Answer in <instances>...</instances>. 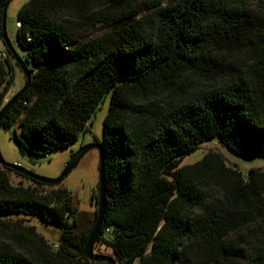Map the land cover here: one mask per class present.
Listing matches in <instances>:
<instances>
[{"label": "trees", "instance_id": "16d2710c", "mask_svg": "<svg viewBox=\"0 0 264 264\" xmlns=\"http://www.w3.org/2000/svg\"><path fill=\"white\" fill-rule=\"evenodd\" d=\"M87 15L107 31L86 40ZM16 23L31 80L0 126L17 125L22 149L67 148L109 96L96 143L111 239L96 242L117 264H264V170L244 177L213 151L180 164L213 139L264 157V0H29ZM9 172L22 176L0 166V264H102L85 256L96 213L78 234L65 188L13 185ZM15 216L57 228V249Z\"/></svg>", "mask_w": 264, "mask_h": 264}, {"label": "rangeland", "instance_id": "374dc122", "mask_svg": "<svg viewBox=\"0 0 264 264\" xmlns=\"http://www.w3.org/2000/svg\"><path fill=\"white\" fill-rule=\"evenodd\" d=\"M29 0H11L5 12V35L17 56L24 59L23 50L16 43V21L17 14L21 6ZM94 17L87 15L82 20L85 26L83 32L86 40L104 34L107 30L103 27L101 21H93ZM3 39H0V50H6ZM13 66L14 82L13 86L4 98L1 108L25 85V78L13 59H10ZM109 106V96L98 107L93 115L87 132L82 134L77 141L64 149H57L44 156L31 154L22 149L16 139L21 140L20 130L17 125L4 128L0 126V155L2 159L12 165H18L21 168L45 178H57L64 170L70 157L79 147L87 144L96 143L102 137V122ZM218 152L223 155L225 162L230 167L237 168L244 177H247L251 169L264 170V157H243L236 155L226 149L217 140H208L201 143L200 147L181 158V165H189L199 161L207 152ZM9 178L13 185L21 184L24 187L33 186V182L23 178L13 172H9ZM97 185H98V152L96 149L89 151L78 163V165L63 179L59 184L65 188L72 197V207L75 210L77 218L76 231L78 234H87L91 227L93 214L97 212ZM50 190V188H47ZM13 222L18 221L22 226H33L37 233L45 238L52 247L59 236V230L49 223L42 221L37 217H19L15 216ZM111 239L110 235L106 236ZM55 249L54 247H52ZM93 252L99 255L112 257L115 256L106 246L98 241L94 244Z\"/></svg>", "mask_w": 264, "mask_h": 264}, {"label": "water", "instance_id": "95a60500", "mask_svg": "<svg viewBox=\"0 0 264 264\" xmlns=\"http://www.w3.org/2000/svg\"><path fill=\"white\" fill-rule=\"evenodd\" d=\"M8 4L5 5L3 10V24L5 20V12ZM6 36L4 35L2 37L3 40H5ZM6 48L9 50V53L14 60L17 67L20 69L22 75L25 78V85L24 87L18 91L10 100H8L5 105L0 109V122L1 120L10 112L11 108L14 106V104L17 102L19 97L22 95V93L25 91V89L28 87L30 80H31V74L29 72L28 66L25 64V62L17 56L15 51L12 49L9 41H4ZM96 149L98 152V185H97V212H96V220L95 224L93 226V229L90 232V235L87 239V243L85 246V256L88 260L96 262V263H102V264H117L116 261L109 256L105 255H99L95 254L93 252V247L95 242L99 239L101 228H102V222L105 212V206H106V198H105V162L104 157L102 154L101 147L98 143H92L87 144L85 146L79 147V149L72 154L70 157L68 163L66 164L64 170L57 178H45L38 175H35L34 173L27 171L23 168H21L18 165H12L6 163L1 155H0V166L8 168L10 170H13L14 172L32 180L36 181L48 186H56L59 185L63 179L78 165L80 160L91 150Z\"/></svg>", "mask_w": 264, "mask_h": 264}, {"label": "built area", "instance_id": "2783aa9c", "mask_svg": "<svg viewBox=\"0 0 264 264\" xmlns=\"http://www.w3.org/2000/svg\"><path fill=\"white\" fill-rule=\"evenodd\" d=\"M16 26H19V23H16ZM7 57H8V53L6 52V50H0V59L1 60H4ZM107 235H110L109 228H105L103 231H101V236H99V237L106 239V236ZM52 247H54L55 249H57L58 244L55 243L54 245H52Z\"/></svg>", "mask_w": 264, "mask_h": 264}]
</instances>
